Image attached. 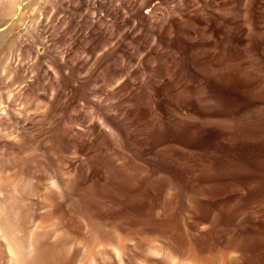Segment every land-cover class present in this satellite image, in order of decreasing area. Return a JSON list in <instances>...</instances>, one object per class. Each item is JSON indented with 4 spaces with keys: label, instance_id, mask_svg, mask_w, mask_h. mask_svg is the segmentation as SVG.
Returning a JSON list of instances; mask_svg holds the SVG:
<instances>
[{
    "label": "rangeland",
    "instance_id": "374dc122",
    "mask_svg": "<svg viewBox=\"0 0 264 264\" xmlns=\"http://www.w3.org/2000/svg\"><path fill=\"white\" fill-rule=\"evenodd\" d=\"M12 3L0 264H264V0Z\"/></svg>",
    "mask_w": 264,
    "mask_h": 264
},
{
    "label": "bare ground",
    "instance_id": "6f19581e",
    "mask_svg": "<svg viewBox=\"0 0 264 264\" xmlns=\"http://www.w3.org/2000/svg\"><path fill=\"white\" fill-rule=\"evenodd\" d=\"M3 1L5 2V0H3ZM11 1H12V0H11ZM15 2H16V0H13V3H12V4L14 5ZM6 3H7V1H6ZM6 3H5V4H6ZM9 4H10V3H8V7H9ZM6 8H7V7H5V9H6ZM11 8H12V7H11ZM5 9H3V10H5ZM3 10H2V11H3ZM7 10H8L7 12H9V10H11V9L8 8ZM153 11H154V9L152 10V12H153ZM1 13H3V14L5 13L6 15H10V14H11L10 12H9L10 14H7L6 11H3V12H1ZM13 13H14V12H12V14H13ZM151 14H152V13H151ZM153 14H154V12H153ZM1 31H2V30H1ZM0 33H1V32H0ZM2 35H3V34H2ZM152 45H153V44H152Z\"/></svg>",
    "mask_w": 264,
    "mask_h": 264
}]
</instances>
